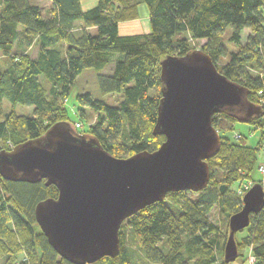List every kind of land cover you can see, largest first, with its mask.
I'll list each match as a JSON object with an SVG mask.
<instances>
[{
	"label": "trees",
	"instance_id": "1",
	"mask_svg": "<svg viewBox=\"0 0 264 264\" xmlns=\"http://www.w3.org/2000/svg\"><path fill=\"white\" fill-rule=\"evenodd\" d=\"M49 1L52 8L44 14L31 0H0V54L7 59L5 68L0 67V152L40 138L61 122L69 123L79 134L96 137L117 158L158 150L166 140L153 134L161 99V62L196 50L192 42H204L201 50L210 55L219 72L248 89L249 101L264 112V0H141L148 9L151 32L133 36L119 33L120 23L136 16L129 11L130 0H99L88 11H83L81 0ZM78 22L81 30L76 27ZM230 28L228 39L234 51L222 39ZM247 30L248 40L243 44ZM17 45L19 50L14 51ZM31 47L36 51L34 57L26 50ZM223 58L227 62L219 68ZM109 67L111 74H100ZM87 69L98 74L102 95L119 93L123 99L119 106H110L89 93L78 95L79 102L99 115L95 125L80 133L64 104ZM5 101L14 107H34V117L6 114ZM77 115L81 122L86 120L83 109ZM237 122L229 115L213 117L221 148L208 161L211 182L204 191L170 193L165 201L124 222L143 258L156 264H226L229 233L211 220V214L219 209L229 223L241 211L247 192L233 191L234 186L250 180L253 185L262 183L253 175L262 141L251 146L241 134L240 140L230 136L226 143L225 132L235 131ZM249 123L264 139V116ZM0 186L4 264H15L20 254L28 257L22 264H72L50 246L35 217L37 204L56 199L57 188L47 187L45 181L15 183L1 176ZM122 230L120 255L94 264H133ZM246 231L241 243L236 236L239 250L251 249L254 264H264V209L252 216Z\"/></svg>",
	"mask_w": 264,
	"mask_h": 264
},
{
	"label": "water",
	"instance_id": "2",
	"mask_svg": "<svg viewBox=\"0 0 264 264\" xmlns=\"http://www.w3.org/2000/svg\"><path fill=\"white\" fill-rule=\"evenodd\" d=\"M160 79L153 134L166 140L154 152L117 158L96 137L79 134L65 122L0 152V176L5 181H45L47 187L57 188L56 199L37 204L35 217L50 246L72 264L117 258L125 221L165 201L170 193H199L209 186L208 161L221 148L215 115H229L243 124L264 116L261 106L249 101V90L219 72L203 50L165 58ZM242 202L241 211L229 219L226 264L239 258L236 234L249 228L252 216L264 209L263 184H254Z\"/></svg>",
	"mask_w": 264,
	"mask_h": 264
},
{
	"label": "rangeland",
	"instance_id": "3",
	"mask_svg": "<svg viewBox=\"0 0 264 264\" xmlns=\"http://www.w3.org/2000/svg\"><path fill=\"white\" fill-rule=\"evenodd\" d=\"M31 1L39 5L42 8L44 14H48V12L51 9L52 4L49 0H31ZM130 1H131V4L129 5V8H130L129 11L135 12L136 16L133 18V20H128L126 22L120 23L119 25L120 36H133V35H141V34L150 33L151 24L149 20L147 7L141 2V0H130ZM98 3H99V0H81L83 11H88L94 8L95 6H97ZM81 25L82 24L80 22L76 24V27L78 30H81V27H82ZM248 32H249L248 30L245 31L244 35L242 36L243 44H245L248 40L247 38ZM231 33H232V29L230 28L224 33L222 39L225 41L227 49L230 51H234L235 48L233 49L228 39L231 36ZM203 43L204 42H201L200 44H194V42H192L193 46L198 50H201V46ZM18 50H19V46L17 45L14 51H18ZM26 50L33 57L36 55V51L34 50L33 47L29 49L26 48ZM227 59L223 58L222 60H220L221 62H219L218 64L219 68H222L224 63L227 62ZM6 60L7 59L4 58L3 55L0 54V67L2 69L5 68L4 64H6ZM111 72H112V67H109L103 72H101L100 74H103V75L111 74ZM255 75L257 76L259 75V73L257 72L255 73ZM97 76L98 74L94 70H91V69L85 70L84 73L81 74L77 78L76 83L72 86L69 96H68V100L64 104L65 107L68 109L71 121L75 122V127H78L77 129H79L78 131L80 133L89 129L90 126L95 125V123H97L99 115L95 113L94 111H92L88 106H85L84 104L79 102L77 99L78 95L89 93L94 99L101 100L110 106H119L123 99L122 94H119V93L102 95L98 87ZM44 85L46 89H49L48 83L44 82ZM156 94H157V91L153 90L152 95H156ZM160 97H161V94H160ZM3 109L6 114L15 112L19 116L34 117V107H31V106L18 105L17 107H14L13 105L5 101L3 104ZM79 109H83L85 111L86 120H84V122L83 121L81 122L79 120L80 118L77 115V112L79 111ZM235 126H236V130L232 131V133L228 134V132H225V134H227L226 143L230 141L229 139H231L232 137L233 139H237V141L240 140V135L242 134L243 136H246L248 138V141H247L248 145L255 146L254 142H256V140H254L255 138L254 135L259 136L261 134V131L260 130L258 131L250 123L243 124V123L237 122ZM263 142H264V139H262L261 144H263ZM260 152H264V151L261 149ZM259 161L261 162L260 159ZM261 165L262 164H258L256 167L257 170L253 173L254 179L256 181H261V179H259L258 173L264 177V172H262L260 168ZM252 184H253L252 180H250V182L244 181L240 185L234 186L233 191H238V192L242 191L243 193H245L244 190L247 187L248 188L251 187ZM2 195H3V190H2L1 196ZM211 220L214 223H216L224 232L228 230V233H229L228 220L221 214L219 209H216L213 211V213L211 214ZM10 227H13V226L10 224ZM121 228L123 229L122 231L126 233L127 247L129 248V251L131 252V255L133 258L132 259L133 264H156V263L150 262L146 260L145 258H143L139 250L138 243L131 235L130 230L127 229L126 223H124ZM244 230H245L244 232L237 234V240L239 243H241L244 236L247 235L246 229ZM27 261H28V257H26V255L24 254H20L18 255V259L15 262V264H22ZM254 261H255V256H252L251 249L247 248V249H243V251L239 250V258L236 260V262L232 264H254ZM4 262H5L4 257L0 255V264H4Z\"/></svg>",
	"mask_w": 264,
	"mask_h": 264
},
{
	"label": "crops",
	"instance_id": "4",
	"mask_svg": "<svg viewBox=\"0 0 264 264\" xmlns=\"http://www.w3.org/2000/svg\"><path fill=\"white\" fill-rule=\"evenodd\" d=\"M51 8H52V5H51ZM254 136H255L254 140H256V142H254V143H255V146H257L262 141V136H261V134L259 136H257V135H254ZM259 157H260L261 162L259 161L258 164L264 165V153L260 152ZM258 176H259V179H261L262 184L264 186V177L262 175H260L259 173H258Z\"/></svg>",
	"mask_w": 264,
	"mask_h": 264
},
{
	"label": "built area",
	"instance_id": "5",
	"mask_svg": "<svg viewBox=\"0 0 264 264\" xmlns=\"http://www.w3.org/2000/svg\"><path fill=\"white\" fill-rule=\"evenodd\" d=\"M75 128L77 129L78 127H75ZM240 138H241V137H240ZM261 145H262V146H260V147H261V149L264 151V142H263V144H261ZM263 153H264V152H263ZM260 168H261V171L264 172V165H263V164L261 165ZM252 186H253V184L251 185V187H252ZM251 187H249V188L247 187L245 190L248 192V190L251 189Z\"/></svg>",
	"mask_w": 264,
	"mask_h": 264
}]
</instances>
